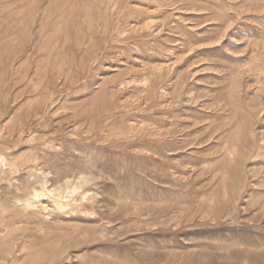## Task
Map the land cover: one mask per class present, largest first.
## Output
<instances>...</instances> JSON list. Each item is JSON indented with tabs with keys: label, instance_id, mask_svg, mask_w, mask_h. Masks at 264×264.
<instances>
[{
	"label": "rangeland",
	"instance_id": "rangeland-1",
	"mask_svg": "<svg viewBox=\"0 0 264 264\" xmlns=\"http://www.w3.org/2000/svg\"><path fill=\"white\" fill-rule=\"evenodd\" d=\"M0 163V264H264V0H0Z\"/></svg>",
	"mask_w": 264,
	"mask_h": 264
},
{
	"label": "bare ground",
	"instance_id": "bare-ground-1",
	"mask_svg": "<svg viewBox=\"0 0 264 264\" xmlns=\"http://www.w3.org/2000/svg\"><path fill=\"white\" fill-rule=\"evenodd\" d=\"M12 2V1H11ZM16 2V1H15ZM37 3V2H36ZM22 7H24V6H22ZM32 12V11H31ZM51 12V11H50ZM56 12V11H55ZM63 12V11H62ZM9 13V12H8ZM11 13V12H10ZM12 14V13H11ZM8 15V14H7ZM85 15V14H84ZM111 15V14H110ZM9 16V15H8ZM31 16V15H30ZM23 17H25V16H23ZM33 18V17H32ZM9 19V18H8ZM15 20V19H14ZM9 22V21H8ZM30 23V22H29ZM16 26H17V24H16ZM13 27V26H12ZM24 28V27H23ZM19 29V28H18ZM25 30V29H24ZM8 31V30H7ZM24 34V33H23ZM70 35V34H69ZM83 36H85V35H83ZM53 37V36H52ZM12 39V38H11ZM56 39V38H55ZM41 40V39H40ZM51 40V39H50ZM10 43V42H9ZM34 44V43H33ZM10 46V45H9ZM10 48H11V46H10ZM38 49V48H37ZM60 49V48H59ZM62 49V48H61ZM64 51V50H63ZM41 52V51H40ZM50 53V52H49ZM27 54V53H26ZM56 63H57V61H56ZM24 71V70H23ZM25 74V73H24ZM39 74V73H38ZM31 77V76H30ZM56 79V78H55ZM69 79V78H68ZM70 86V85H69ZM18 91V90H17ZM16 91V92H17ZM69 91V90H68ZM80 120V119H79ZM88 124V123H87ZM126 129V128H125ZM252 131V130H251ZM50 139V138H49ZM44 140V139H43ZM229 140V139H228ZM52 142V141H51ZM233 142V141H232ZM50 145V144H49ZM51 145H53L52 143H51ZM45 146V145H44ZM58 146V145H57ZM56 146V147H57ZM224 146V145H223ZM229 148V147H228ZM39 153V152H38ZM3 155V154H2ZM4 157V156H3ZM2 157V158H3ZM70 157V156H69ZM2 160V159H1ZM2 161H4V160H2ZM6 161V160H5ZM35 161V160H34ZM12 162V161H11ZM10 162V163H11ZM3 163H5V162H3ZM9 163V162H8ZM1 164V163H0ZM33 166V165H32ZM90 168V167H89ZM75 169V168H74ZM43 172V171H42ZM73 174V173H72ZM76 175V174H75ZM51 181V180H50ZM75 181V180H74ZM79 181V180H78ZM77 181V182H78ZM53 185V184H52ZM57 185V184H56ZM49 191L51 192L52 190H50L49 189ZM65 192V191H64ZM63 192V193H64ZM73 192V191H72ZM71 193V192H70ZM61 194H62V192H61ZM44 193L42 192V191H39V190H37V193L35 194V197L32 199V200H30V199H28L27 201H26V203L27 204H31V203H37L38 204V202H40V197H44ZM57 196V195H56ZM59 196H60V193H59ZM62 197H64V195L62 196ZM66 198V197H65ZM68 198V197H67ZM77 200V199H76ZM41 203V202H40ZM39 203V204H40ZM56 204H58L57 202H56ZM59 205H62V203L61 204H59ZM68 206V205H67ZM42 207V206H41ZM46 208V207H45ZM75 208V207H74ZM74 208L72 209V210H74ZM2 209H4V208H2ZM11 209V208H10ZM43 209V208H42ZM71 209V208H70ZM91 211V210H90ZM96 214V213H95ZM91 215H93V214H91ZM1 216V215H0ZM7 217V216H6ZM49 218V217H48ZM122 220V219H121ZM113 223V222H112ZM122 224V223H121ZM6 227V226H5ZM38 229V228H37ZM43 229V228H42ZM63 231V230H62ZM44 232V231H43ZM45 233V232H44ZM72 236V235H71ZM60 239V238H59ZM83 239H85V238H83ZM49 240V239H48ZM62 240V239H61ZM80 240V239H79ZM60 241V240H59ZM43 242V241H42ZM74 242V241H73ZM48 243V242H47ZM28 245V244H27ZM26 245V246H27ZM49 245V244H48ZM55 249V248H54ZM12 250V249H11ZM26 250V249H25ZM25 257V256H24ZM23 257V258H24ZM38 260V259H37ZM39 261V260H38Z\"/></svg>",
	"mask_w": 264,
	"mask_h": 264
}]
</instances>
